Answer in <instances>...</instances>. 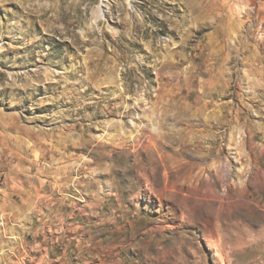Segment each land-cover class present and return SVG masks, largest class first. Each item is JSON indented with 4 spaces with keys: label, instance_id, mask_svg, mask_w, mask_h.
Segmentation results:
<instances>
[{
    "label": "rangeland",
    "instance_id": "374dc122",
    "mask_svg": "<svg viewBox=\"0 0 264 264\" xmlns=\"http://www.w3.org/2000/svg\"><path fill=\"white\" fill-rule=\"evenodd\" d=\"M0 264H264V0H0Z\"/></svg>",
    "mask_w": 264,
    "mask_h": 264
},
{
    "label": "bare ground",
    "instance_id": "6f19581e",
    "mask_svg": "<svg viewBox=\"0 0 264 264\" xmlns=\"http://www.w3.org/2000/svg\"><path fill=\"white\" fill-rule=\"evenodd\" d=\"M101 10L102 9L100 8V9H97L96 12H94L95 19H99L100 18V12H101Z\"/></svg>",
    "mask_w": 264,
    "mask_h": 264
}]
</instances>
